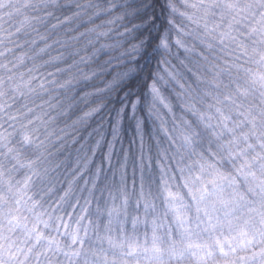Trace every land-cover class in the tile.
I'll return each mask as SVG.
<instances>
[{"label": "snow or ice", "instance_id": "6c2138e0", "mask_svg": "<svg viewBox=\"0 0 264 264\" xmlns=\"http://www.w3.org/2000/svg\"><path fill=\"white\" fill-rule=\"evenodd\" d=\"M0 264H264V0H0Z\"/></svg>", "mask_w": 264, "mask_h": 264}]
</instances>
